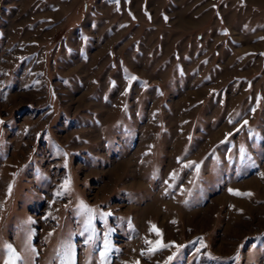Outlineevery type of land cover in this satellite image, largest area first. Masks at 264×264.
Here are the masks:
<instances>
[{
  "label": "rangeland",
  "instance_id": "374dc122",
  "mask_svg": "<svg viewBox=\"0 0 264 264\" xmlns=\"http://www.w3.org/2000/svg\"><path fill=\"white\" fill-rule=\"evenodd\" d=\"M0 120V264H264V0H0Z\"/></svg>",
  "mask_w": 264,
  "mask_h": 264
},
{
  "label": "snow or ice",
  "instance_id": "6c2138e0",
  "mask_svg": "<svg viewBox=\"0 0 264 264\" xmlns=\"http://www.w3.org/2000/svg\"><path fill=\"white\" fill-rule=\"evenodd\" d=\"M132 79H135V77H133ZM244 123L247 124V121L245 120ZM0 124H3L2 120H0ZM196 167L198 170L199 166L197 165ZM67 185H68V182L66 181L65 187H67ZM229 191L232 192L233 190L229 189ZM233 194L248 195V196L252 195L251 193L241 194L238 192H235ZM57 195H59V193H57ZM81 208L84 209L89 214V221L88 222H89V224H91V217H92V214L95 212V210L88 207L87 205L83 204V202H81ZM104 215H110V213H105ZM151 230L154 231L157 236L162 237V233L160 232V230L155 225L151 226ZM199 242H200L201 246L207 247V245L204 243L202 238L200 239ZM146 244H148L150 246V248H149L150 254H154L156 251H159V250H162L164 248L171 247V246H174L177 249H179L180 247H183V246L174 245V244L173 245L163 244L162 239L157 240L155 242L146 240ZM109 247H110L109 242L107 240H105L104 252L100 253L102 259L104 260V264H107V252H108ZM69 248H70V246H69ZM197 251H199V249H197ZM6 254H7V258L5 259V264H21V257L19 256V254L15 251V249L11 245L6 246ZM171 259H173V257H169V260H171ZM235 259L238 260V257H236Z\"/></svg>",
  "mask_w": 264,
  "mask_h": 264
}]
</instances>
